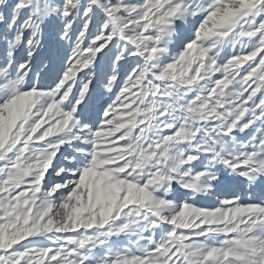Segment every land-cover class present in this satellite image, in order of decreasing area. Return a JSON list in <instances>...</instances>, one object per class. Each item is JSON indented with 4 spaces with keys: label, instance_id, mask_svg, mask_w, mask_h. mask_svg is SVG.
I'll return each mask as SVG.
<instances>
[{
    "label": "snow or ice",
    "instance_id": "snow-or-ice-1",
    "mask_svg": "<svg viewBox=\"0 0 264 264\" xmlns=\"http://www.w3.org/2000/svg\"><path fill=\"white\" fill-rule=\"evenodd\" d=\"M0 264H264V0H0Z\"/></svg>",
    "mask_w": 264,
    "mask_h": 264
}]
</instances>
